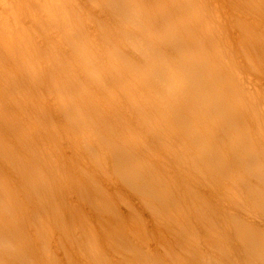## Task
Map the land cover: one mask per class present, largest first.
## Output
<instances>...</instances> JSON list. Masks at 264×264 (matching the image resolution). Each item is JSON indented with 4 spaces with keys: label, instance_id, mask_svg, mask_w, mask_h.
Returning a JSON list of instances; mask_svg holds the SVG:
<instances>
[{
    "label": "bare ground",
    "instance_id": "bare-ground-1",
    "mask_svg": "<svg viewBox=\"0 0 264 264\" xmlns=\"http://www.w3.org/2000/svg\"><path fill=\"white\" fill-rule=\"evenodd\" d=\"M11 1L15 6L7 2V7H0V260L7 257L9 264H25L27 259L28 264L30 258L32 264H47L46 260L63 264L40 248L31 257L19 249L24 226L17 224L16 215L22 219L27 209L21 202L36 197L42 203L49 198L69 205L67 228L61 205L52 201V208L59 209V235L64 238L69 233L63 241L58 236L62 244L76 234L73 224L80 208L72 200L94 204V220L101 231L93 232L91 246L100 252L99 264L130 260L123 245L128 254L141 256V264H165L143 248L149 246L147 234L137 240L133 225L131 230L120 228L116 181H129L134 183L135 197L140 193L148 199L146 204L159 205L152 217L162 220L164 230L170 226L176 231L171 232L173 237L180 232V244L198 228L190 220L193 212L204 232L221 236V231L229 244L230 237L236 238L234 246L242 253H227L225 261L231 263L215 256L206 264H264V206L258 205L264 197V94L257 79L241 77L238 70L244 64L254 75L250 51L264 57V26L255 27L264 21V13L257 18L252 10L261 6L264 11V0H242L248 8L240 13L232 0ZM99 2L96 21L93 13L98 9L92 6ZM244 82L253 86L247 95ZM215 130L219 142L206 143L218 135ZM234 131L237 137L230 134ZM186 135L197 141L194 153ZM211 150L218 156L209 157L214 154ZM166 159L173 169L181 168L185 174L181 182L191 186L188 198L183 197L189 202L184 203L189 219L184 222L169 211V197L174 205H181L172 200L171 190L183 184H169ZM252 178L263 185L254 187ZM203 179L214 191L202 189ZM208 193L206 204L203 196ZM255 202L260 209L249 210ZM108 218H115L119 228ZM120 239L124 244L113 250L112 244ZM35 242L37 248L39 241ZM76 245H82L79 238ZM118 249L121 252L113 255ZM62 252L66 264H71L73 250ZM78 254L87 264L89 258ZM250 255L258 262H248Z\"/></svg>",
    "mask_w": 264,
    "mask_h": 264
},
{
    "label": "rangeland",
    "instance_id": "rangeland-1",
    "mask_svg": "<svg viewBox=\"0 0 264 264\" xmlns=\"http://www.w3.org/2000/svg\"><path fill=\"white\" fill-rule=\"evenodd\" d=\"M11 0H0V2H2V3H0V7H2V5L3 6H6L5 4H7V2L9 3ZM236 5H237V11H239V13H240V11H243V9H247L248 8V5L246 4V1H242V0H232ZM12 2V1H11ZM9 3L8 5L10 6V5H14L15 6V4H12V3ZM28 3V2H27ZM100 4H93V6L92 7H94V8H92L93 10L94 9H98V10H94V13H93V15H94V19L97 21V18H99L97 15H99L100 14V12L99 11H101V4H102V2H99ZM2 4V5H1ZM22 4H24V3H22ZM25 4H26V2H25ZM95 5V6H94ZM97 5V6H96ZM105 6V5H104ZM7 7V6H6ZM96 7V8H95ZM98 7V8H97ZM110 7V6H109ZM260 7L261 6H259V7H254V8H256V9H252L253 10V12H254V16H256V15H258L257 16V18L258 17H263V14L262 13H264V11L263 10H261L260 9ZM88 8V7H87ZM86 8V9H87ZM100 8V9H99ZM259 10H258V9ZM104 10V9H103ZM259 12H258V11ZM109 11V10H108ZM108 11H107V13H108ZM262 11V12H261ZM237 14V13H236ZM96 16V17H95ZM94 19L92 20V18H91V20L92 21H94ZM102 21V20H101ZM264 22V21H263ZM259 23L260 24V26H259V24L258 25H256L255 27H262V26H264V23ZM159 42V41H158ZM182 47H185V43L183 42V46ZM133 51H134V54L136 55V56H138V52H136L137 50H134L133 49ZM237 53H239V55L238 54H236V55H238L239 56V58L240 59H244V57L242 56V54L240 55V53H241V51H239L238 50V52ZM174 55H175V53H174ZM134 56V55H133ZM249 56H250V58L252 59V58H254V59H252L253 61H254V66H256V71L257 72H254L253 73V71H252V73L254 74V75H256V76H254V75H250V74H248V69L246 68V66L244 65V64H239V72H240V76L241 77H252L253 79H257V88L259 89V90H261V94H264V65L262 66V63H264V57L262 56V54H259V53H254V52H251L250 51V54H249ZM257 58H256V57ZM135 57V56H134ZM175 57H176V55H175ZM243 57V58H242ZM261 59V60H260ZM258 60V61H257ZM263 60V61H262ZM256 61V62H255ZM261 61V62H260ZM240 62L242 63V61L240 60ZM140 66H142V64H139ZM258 65V66H257ZM259 74V75H258ZM259 78V79H258ZM193 79H194V77H193ZM244 84H245V89H246V95L247 94H249L248 92H250V90H251V88H253V86H250V87H247V82H244L243 83V86H244ZM259 107H260V105H259ZM245 110L247 111V112H249V106H248V103L245 105ZM184 111H186L185 109H183V114H184ZM48 114H50V115H54V114H52V113H50V112H48ZM225 122V124H228L226 121H224ZM198 126H200V125H198ZM204 126V125H203ZM219 127H221V125L220 126H218V129H219ZM249 129V128H248ZM200 130H201V127H200ZM219 130H221V128L219 129ZM253 128H250V131L249 132H253ZM216 131V130H215ZM217 132V131H216ZM218 133V132H217ZM217 133H215V134H217ZM236 135H235V134ZM250 133V134H251ZM230 134H232V135H235L236 137H237V132H233V133H230ZM219 136H220V134L218 133V135L217 136H210L209 138H207L206 140V143H209V144H211V145H216L215 143H217L216 141H218L219 142ZM235 137V138H236ZM256 136H254V138H255ZM185 138H189L188 139V143L190 144V145H194L192 148H190V150L189 151H193V153L197 150V149H195V146H197V145H195V144H197V141L196 140H194L193 141V138H192V136H187L186 135V137ZM214 140L215 141V143H214V141H212V140ZM218 139V140H217ZM242 140H240V142L241 143H244V140H243V138H241ZM243 141V142H242ZM192 142H193V144H192ZM230 147H228V149H229ZM74 151H77V150H74ZM212 151V150H211ZM212 152H214V151H212ZM70 153H72V151H68V154H70ZM214 155H217V153H215L214 152V154L213 155H209V157H214ZM218 156V155H217ZM164 161H166V172H167V176L166 177H168L169 176V184L171 185V184H173V183H175V182H179V183H182L183 184V186H181V187H174V189L173 190H171L172 191V196H173V198H172V200L173 199H176L177 200V202H179L181 205H179V204H176V205H174L173 203H172V201H170L171 200V198L169 197V211H171L170 213H172L173 215H175V217L176 218H180V219H182L183 220V222H184V220L187 218L188 219V217L186 216V214H185V212H186V205H184V203L185 204H188L189 202L186 200V199H184L183 197H186V198H188V195H187V191H188V189L191 187V186H188V183H185V182H181V181H184V179H183V176H185V174H183L182 175V173H183V171L182 170H180L179 168H177V169H173L171 166V164H170V162H171V160L169 159V161H168V159H166V160H164ZM196 162H198V161H195V163ZM169 164V165H168ZM184 165H187V163L186 164H184ZM251 165H252V161H251ZM170 166V167H169ZM198 166H200V165H198ZM156 168H154V170H155ZM198 169L199 170H201V171H203L204 173H207V174H209V171L210 170H208V169H206L204 166L203 167H198ZM156 171V170H155ZM186 174H188V173H186ZM192 174V173H191ZM114 174H113V172H111V176H113ZM190 175V174H189ZM211 180H214L215 179V176H213L212 178H210ZM253 179V183L255 184V186L254 187H257L258 188V186L259 187H261V185H263L261 182H259V181H256L254 178H252ZM206 179H203V181H201V183H200V185L202 186V189H204L205 191L206 190H213L214 191V188L211 186V183H206L207 182V180L205 181ZM113 182V181H112ZM111 182V183H112ZM117 183H118V186H119V188H117V192L119 191V194L118 193H115L116 194V196H118L120 199L117 201V204H118V208H119V216L117 217L118 218V220L120 221V223H121V225H120V228H124V229H128V230H131L130 228H132V225H133V227H134V230H135V233H136V235H138L137 237H138V239L137 240H139V238H141L140 236V234H143V233H145V234H147L148 235V237H149V239H147V240H149L148 242H149V246L147 247V246H145V245H143L144 247V249H148V250H150L152 253H154V254H157V257H158V259L159 260H163V261H165V264H206V263H209V262H212V259L216 256V257H218V261H221V262H224L225 261V259L226 258H224V256H227V253H235V251H239V252H237V253H239L240 254V252H241V248L238 246L237 248H236V246H234L236 243V238L235 237H230L231 238V240H229L232 244H229L228 243V239H225L224 237H221L222 236V232L221 231H219V234L221 235V236H218L217 234H211V233H209V232H204L203 230H202V225L200 224V222L198 221V219H196V215H195V212H193V218L192 217H190V220L191 221H194V222H197L196 223V225L198 226V228H197V230H196V232L194 233V234H192V235H190V236H187V237H185L186 239H185V241H184V243H181L180 244V242L178 241V239H179V237H180V235H182L180 232H179V234H175V236L173 237V235L171 234V232H174V233H176V231H174V230H170V226H169V229H166V230H164V227L161 225V222H160V220L161 219H159L158 220V218H156L155 216H153L152 217V213H153V211H154V209L155 208H158L159 207V205L156 203L155 204V206H152V205H148V204H146V202H147V200L146 199H144L143 197H142V194H140L139 193V196L138 197H135L134 195H133V193H132V191H133V185L132 184H134V183H132L131 184V182H129L128 181V183L126 184L125 182H124V184H122L121 182H119V181H116ZM224 182H228V181H226V179H224ZM166 183V182H165ZM187 184V185H186ZM223 184H225V183H223ZM105 186L106 187H108L107 185H106V183H105ZM111 186V185H110ZM243 186V185H242ZM121 187V188H120ZM243 187H245V189L246 190H248V188L249 187H246V186H243ZM113 188V187H112ZM108 189H110V187H108ZM198 189H199V191H200V193H203L202 192V189L201 188H199L198 187ZM262 189V190H261ZM260 192L261 191H263V188H259L258 189ZM194 192H196L195 190H193ZM109 192H111V193H113V195H114V192L111 190V191H109ZM208 192V191H207ZM259 192V193H260ZM197 193V192H196ZM243 193V192H242ZM248 193V192H247ZM134 194H137V193H134ZM146 194V193H145ZM198 194V193H197ZM204 195V194H203ZM115 196V195H114ZM211 196V194H207V196L206 197H204L203 196V198L205 199V198H209ZM238 196H240V197H242V198H244V196L242 195H238ZM263 196H264V194H263ZM264 198V197H263ZM262 198V200L263 201H261V202H259V206L260 205H262V206H264V199ZM3 199H5V198H3ZM48 200H45L43 203L42 202H40V199H37L36 197L35 198H31V199H26V200H23V202H21L22 204H24L25 206H26V212L27 213H30L29 215H27V213L26 212H24V214L22 215V219L18 216V215H16L18 218H17V224L18 225H20V224H22V226H24V228H23V231H22V234H24V236L22 235V236H20V239H21V242H18V246H19V249L20 250H22L23 252L25 251V252H27V253H25V254H28L30 257L32 256V254L33 253H35V252H37V249H41L42 251H46L47 252V254L49 253L50 255H54V257L55 256H57L56 258L57 259H60L62 262H63V264H66L67 262H66V257H65V254L62 252L63 250H67V248H70L71 250H73V252H71L72 253V255H73V257H74V259H73V261L71 262V264H73V263H77V264H84V262L82 261V259H80L79 258V255L80 254H78V253H83L84 255H86L89 259H88V263L87 264H99L100 262L97 260V258H98V255L100 254V252L98 251V250H94L93 248H92V246H91V243H93V240H92V236H94V234H93V232H97V234H100V231H101V229L99 228V224L97 223V221L96 220H94V216L96 215V212H95V207H94V204L92 205V204H90V205H88V204H85V202L83 203V202H80V200H77L76 198H74V200L76 199V201H74V200H72L74 203H76V206H77V208H80V210L78 209L77 211H76V222L73 224L74 225V228H75V232H76V234H75V236H73L72 237V241L71 242H68V243H60V241H59V237H60V239L62 240V239H65L68 235H69V233H67V234H65V235H63L64 236V238L63 237H61L60 235H59V232L58 231H60V228H58L59 226H56V225H58V224H60V220L58 219L59 217H60V214H59V209L58 210H54L52 207H53V202H54V204L56 205L57 203H59V205H61L60 206V209H62L60 212H61V215H63L62 216V220H63V223H64V220H66V222L68 221V219L70 218V215H71V213H69V212H71L69 209H67V207L69 206L67 203H64L63 201H61L62 203H60V201H55L54 199H49V198H47ZM123 199H126V201L123 203ZM250 199H251V196H250ZM42 200V199H41ZM94 200H96V198H94ZM53 201V202H52ZM205 201H206V199H205ZM237 202H239V200H236ZM253 201V200H252ZM252 201L250 200V203L251 204H253L252 203ZM35 202H37V203H35ZM49 202V203H48ZM72 202V204H74ZM198 202V201H197ZM242 201H240V203H241ZM28 203H29V205H28ZM78 203H80L79 205H78ZM123 203V204H122ZM41 204V205H40ZM99 204V203H98ZM101 205H103L102 203H100ZM206 204H208L207 203V201H206ZM226 204V203H225ZM31 205V206H30ZM62 205H63V207H62ZM75 205V204H74ZM105 205V204H104ZM192 205V204H191ZM190 205V206H191ZM65 206V207H64ZM79 206V207H78ZM175 206H176V209H175ZM178 206H179V209H178ZM254 206V207H253ZM253 206H251L250 208H249V210L251 209V210H253V211H257L258 209H260V207L258 208V206H257V204H256V202L254 203V205ZM27 207H29V208H27ZM31 207V208H30ZM41 207H42V209H41ZM47 207V208H46ZM56 207H58V204H57V206ZM62 207V208H61ZM39 208H40V210H39ZM46 208V209H45ZM49 208H51V209H49ZM63 208H65V209H63ZM76 208V209H77ZM164 208H166V207H164ZM233 208V207H232ZM255 208V209H254ZM36 209H38V210H36ZM49 209V210H48ZM30 210V211H29ZM41 210L44 212V213H42L41 212ZM47 210V211H46ZM54 210V211H53ZM63 210H64V212H63ZM29 211V212H28ZM37 211H39V212H37ZM46 211V212H45ZM174 211L176 212V211H179L177 214L176 213H174ZM49 212V213H48ZM51 212V213H50ZM82 212H85V213H82ZM242 213H244V211L242 210L241 211ZM32 213V214H31ZM35 213H38V214H35ZM46 213H48V214H46ZM214 213V212H213ZM213 213H210V214H213ZM41 214V215H40ZM44 214V215H43ZM66 214V215H65ZM115 215H116V213H114ZM113 214V215H114ZM252 214V213H251ZM33 215V216H32ZM35 215V216H34ZM102 215V214H101ZM244 215V214H243ZM40 217V222L38 221V218ZM47 216L48 217V219H47V217H46V219H45V217ZM27 217V218H26ZM38 217V218H37ZM63 217H64V219H63ZM25 220H24V219ZM43 218V222H41V219ZM153 218V219H152ZM176 218H174V219H172L174 222H177V220H176ZM28 219V220H27ZM34 219V220H33ZM35 219H36V222H35ZM45 219V220H44ZM52 219V220H51ZM254 219V218H253ZM252 219V220H253ZM258 219V218H257ZM256 218H255V220L256 221H258ZM23 220V221H22ZM26 220H27V222H26ZM31 220L33 221L32 223H33V225H32V223H31ZM46 220H47V222H46ZM49 220V221H48ZM103 220H104V218H103ZM108 220H113L114 222H115V218L113 219H111V218H108ZM189 220V219H188ZM105 221V220H104ZM133 221V222H132ZM136 221V222H135ZM155 221V222H154ZM158 221L160 222V225H157L156 223H158ZM162 221V220H161ZM19 222V223H18ZM26 222V223H25ZM30 222V223H29ZM65 222V223H66ZM107 223H108V221H106ZM110 222V221H109ZM24 223V224H23ZM28 223V224H27ZM36 223V224H35ZM40 223H42V225H45V228H43V229H41V224ZM64 223V225L67 227V226H69V224H68V222L65 224ZM80 223H82V227H81V225H79ZM144 223V224H143ZM26 224V225H25ZM31 224V225H30ZM35 224V225H34ZM115 224H117L116 222H115ZM131 224V225H130ZM141 224V225H140ZM118 225V224H117ZM225 225H226V227L227 228H229V224L226 222L225 223ZM37 227V230L35 229L36 227ZM38 226H39V228L40 229H38ZM157 226H159L160 228H162L163 229V231H159V230H157ZM162 226V227H161ZM115 227H117V228H119V225L118 226H115ZM144 227V228H143ZM158 227V228H159ZM30 229V231H29V229ZM55 228V229H54ZM68 228V227H67ZM180 228V227H179ZM32 229V230H31ZM34 229V230H33ZM137 229H138V231H137ZM140 229V230H139ZM231 229H232V227H231ZM29 232H28V231ZM36 230V232H33V231H35ZM53 230V231H52ZM143 230V232H141ZM125 231V230H124ZM264 230H262V232H263ZM26 232V233H25ZM38 232V233H37ZM187 232V234L190 232V231H186ZM28 233V235L29 236H27L26 234ZM52 233V234H51ZM54 233V234H53ZM139 233V234H138ZM264 233V232H263ZM48 234H50V235H48ZM26 235V236H25ZM55 235V236H54ZM169 235H170V238H169ZM52 236V237H51ZM59 236V237H58ZM66 236V237H65ZM81 236L83 237V238H81ZM178 236V237H177ZM26 237V239L24 240V238ZM34 237H37V239L36 238H34ZM58 237V238H57ZM46 238V239H45ZM57 238V239H56ZM80 239V241H81V244L82 245H80V246H77L76 244H77V239ZM19 239V238H18ZM31 240V241H29V240ZM36 239V240H35ZM155 239V240H154ZM206 239V240H205ZM33 240H35V241H39V243H37V242H35V241H33ZM137 240H134V242H137ZM146 240V241H147ZM47 241H49V244H48V242ZM63 241V240H62ZM34 242H35V244H36V246H37V248H34L35 247V245H33L34 244ZM40 242H41V244H40ZM47 242V243H46ZM125 242V241H124ZM139 242V241H138ZM28 243V244H27ZM111 244H112V242H110ZM120 243H122V244H124L123 243V241L120 239L119 240V242H117L116 244H112L113 246H112V249L114 250V248L117 246V245H119ZM262 243V242H261ZM24 244V245H23ZM30 244V245H29ZM51 244V245H50ZM58 244H61V246L59 247L58 246ZM94 244V243H93ZM100 244V243H99ZM122 244H120V245H122ZM140 244V243H139ZM41 245V246H40ZM263 246H264V244H262ZM31 246H33V248H34V250H30V248H31ZM40 246V247H39ZM66 246V247H65ZM100 246H101V244H100ZM102 246L105 248V250H107V248H106V246L102 243ZM125 245H123V247H122V249L124 248V250H123V253H127V255L128 256H130L131 258H130V260H128L127 262L126 261H124V262H122V264H131V263H133V264H141V256L140 255H138V257L135 255V256H133V253L130 251V253L129 254H131V255H129L128 254V252H129V250L126 248V247H124ZM26 249H25V248ZM50 247H51V250L52 251H50ZM235 249H234V248ZM18 249V250H19ZM55 249V250H54ZM57 249H59L58 250V252H57ZM132 249V248H131ZM48 250V251H47ZM54 250V251H53ZM126 250V251H125ZM35 251V252H34ZM146 251V250H145ZM157 251V252H156ZM32 252V253H31ZM52 252V253H51ZM63 254H62V253ZM111 252H112V250H111ZM118 252H121V249H118V251L117 252H112V254L114 255H117V253ZM43 253V252H42ZM45 253V252H44ZM43 253V254H44ZM59 253V254H58ZM194 253H197V255H198V257L197 258H194L192 255L194 254ZM226 253V254H225ZM242 253V252H241ZM48 254V255H49ZM58 254V255H57ZM236 254V253H235ZM239 254H237L236 256H238ZM251 255H253L252 254V252L250 253ZM251 255H250V259H252V260H249L248 262H258L257 260L255 261V259L254 258H252L251 257ZM65 257V258H64ZM136 257H137V259H136ZM3 259H1L0 260V264H2L3 262V264H9V260H8V258L7 257H2ZM5 259H7V260H5ZM51 259H52V257H51ZM55 259V258H54ZM238 259V258H237ZM29 260H31L30 258L28 259V264H32V263H29L30 261ZM227 260V259H226ZM239 260V259H238ZM10 261H11V258H10ZM141 261V262H140ZM47 262V264H48V262L50 263V264H52L53 262L52 261H49V260H46V261H44V263H46ZM52 262V263H51ZM55 262V261H54ZM139 262V263H138ZM189 262V263H188ZM225 262H227V261H225ZM232 261H230V262H227V263H231ZM243 262H244V255H243ZM26 263H27V259H26ZM25 263V264H26ZM39 264H43V262H40ZM53 264H55V263H53Z\"/></svg>",
    "mask_w": 264,
    "mask_h": 264
}]
</instances>
